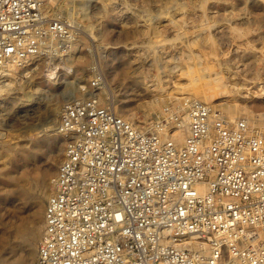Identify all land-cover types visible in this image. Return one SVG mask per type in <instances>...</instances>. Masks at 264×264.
Segmentation results:
<instances>
[{"label": "built area", "instance_id": "2783aa9c", "mask_svg": "<svg viewBox=\"0 0 264 264\" xmlns=\"http://www.w3.org/2000/svg\"><path fill=\"white\" fill-rule=\"evenodd\" d=\"M46 5L0 0V71L68 56L79 24ZM61 126L35 264H264V134L246 118L186 97L145 128L87 98Z\"/></svg>", "mask_w": 264, "mask_h": 264}, {"label": "rangeland", "instance_id": "374dc122", "mask_svg": "<svg viewBox=\"0 0 264 264\" xmlns=\"http://www.w3.org/2000/svg\"><path fill=\"white\" fill-rule=\"evenodd\" d=\"M82 6L75 23L83 64L36 59L0 78V264H35L51 181L70 139L50 131L60 123L57 106L68 104L62 92L80 86L87 97L72 101L99 99L145 128L186 97L209 103L204 85L216 79L219 103L264 108L255 98L264 86V0H50L46 13ZM39 88L52 117L48 108L23 107Z\"/></svg>", "mask_w": 264, "mask_h": 264}, {"label": "bare ground", "instance_id": "6f19581e", "mask_svg": "<svg viewBox=\"0 0 264 264\" xmlns=\"http://www.w3.org/2000/svg\"><path fill=\"white\" fill-rule=\"evenodd\" d=\"M48 1V4L46 5V11L49 13L50 11V0H47ZM54 1V0H53ZM58 2V0H57ZM85 2V1H84ZM73 4V2H71ZM60 5V4H59ZM74 5V4H73ZM83 5V4H82ZM57 6V5H56ZM80 6V5H78ZM202 6V5H201ZM87 7V6H86ZM61 8V7H60ZM88 8V7H87ZM67 9V8H66ZM56 10V9H55ZM78 10H85V6H82L80 7L79 9L76 8V10H74L73 8H69L67 10V14L65 15V12L64 9L62 10H56L55 12H53L51 15L52 16H55V17H64L68 20H71L73 21V23H75V19H76V13ZM76 11V12H74ZM121 11V10H119ZM118 11V12H119ZM50 14V13H49ZM48 14V15H49ZM64 15V16H63ZM82 16V15H81ZM88 16V15H87ZM86 17V16H85ZM207 20V19H206ZM89 21V19H88ZM173 22V21H172ZM184 23V22H183ZM83 25V24H82ZM81 25V26H82ZM89 25V24H88ZM84 26V25H83ZM87 26V25H86ZM84 28H88L87 27H84ZM90 29V28H89ZM88 29V30H89ZM107 34L105 35V33L103 34V37L104 39L106 38ZM79 46H81V42H80V39H77V41L73 42V44L71 45V49H70V53L68 54L67 56V60H72V61H75V62H80L81 64H83L85 61H84V58L82 57V55H80L81 53H79ZM123 54V53H122ZM66 59V58H65ZM14 68H16V66L12 67V71L14 70ZM55 68V67H54ZM54 68H52L51 70H54ZM6 70V69H5ZM5 70H1L0 73H1V77H4V76H11L13 75V72L10 70V72H7ZM17 69H15L14 71H16ZM9 71V70H8ZM5 72V73H4ZM12 77V76H11ZM14 77V76H13ZM54 80V78L52 77V75H48L47 78H46V81L47 82H52ZM215 86V84H213ZM206 87H209L207 88L209 90V96L212 97V99H210L209 103L207 104H210L211 106H214L215 108H220L225 114L226 116L229 118H231L232 121H236L238 118H246L247 121L249 122V125L252 129H257L258 132L260 133H263L264 134V111H261V112H258V110H264V108H252L251 106L249 105H241V104H238V103H232V104H227V103H219L220 99H222L223 95H224V90H222V86L220 84V82L218 81L217 82V79H216V86L213 88H211V86H208V85H204ZM201 88V87H200ZM205 88V87H204ZM203 88V89H204ZM80 86H75L73 89H68L64 92L61 93V96L59 98H62V100H65L66 103H70V101L72 102V100L74 99H78L79 97L80 98H85L87 97L86 94H82L80 92ZM2 90V89H0ZM40 90V91H39ZM207 90V91H208ZM38 92L36 93H29L25 95L24 99L22 100V104L23 107H32V108H48V117L52 115V112L50 110V106L52 104H47L46 106H42V102L44 101V99L46 98V93L47 91H44L42 90L41 88H39L37 90ZM202 91V90H201ZM223 91V92H222ZM203 93V91H202ZM257 94V93H256ZM24 96V95H23ZM98 96L100 99H102L104 101L105 99V94H104V90L99 92L98 93ZM257 97L255 98H262L264 99V86H261V89H259V93L257 95H255ZM48 101V100H47ZM235 101V100H234ZM157 102V100H156ZM155 102V103H156ZM203 102V101H202ZM218 102V103H217ZM227 102V101H226ZM105 103V102H104ZM206 103V102H204ZM55 108V107H54ZM117 113L121 114L122 117L125 116V113H123L120 109L115 108ZM153 109V108H152ZM159 109V108H157ZM161 109V108H160ZM54 110V109H53ZM154 111V110H153ZM152 111V112H153ZM61 112H62V109L61 108H58L57 106V109H55V117H61ZM54 113V112H53ZM150 113V112H149ZM154 114V113H153ZM120 115V116H121ZM52 117V116H51ZM46 118V119H47ZM125 118V117H124ZM127 119V118H126ZM132 119V118H131ZM135 119V118H134ZM136 120V119H135ZM183 122L182 123H177V126L176 128L174 129L175 130V138L176 140L178 141V143H182L185 139V136H186V131H187V120L188 118L186 116H183ZM133 121V120H132ZM137 122V121H136ZM258 126V127H256ZM152 127V125H151ZM53 129L50 130L52 131L54 134H58V133H61L62 132V126H61V118H60V123L59 125L56 127H52ZM51 132V133H52ZM42 214V213H41ZM31 264V263H30Z\"/></svg>", "mask_w": 264, "mask_h": 264}]
</instances>
